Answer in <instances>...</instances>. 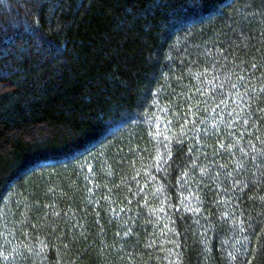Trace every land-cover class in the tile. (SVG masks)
<instances>
[{"label":"trees","instance_id":"obj_1","mask_svg":"<svg viewBox=\"0 0 264 264\" xmlns=\"http://www.w3.org/2000/svg\"><path fill=\"white\" fill-rule=\"evenodd\" d=\"M0 264H264V0H0Z\"/></svg>","mask_w":264,"mask_h":264}]
</instances>
